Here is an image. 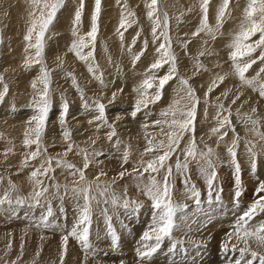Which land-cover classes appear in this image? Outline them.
Here are the masks:
<instances>
[{
    "label": "rangeland",
    "instance_id": "374dc122",
    "mask_svg": "<svg viewBox=\"0 0 264 264\" xmlns=\"http://www.w3.org/2000/svg\"><path fill=\"white\" fill-rule=\"evenodd\" d=\"M83 2L84 10L79 30L82 36L90 30L95 0H83ZM148 2L150 0H102L95 59L104 73L107 87H103L87 71V65L68 51L73 40L72 21L80 0H65L64 6L57 12L55 20L46 33L44 59L47 66L54 70L52 73L53 105L43 139L47 153L42 154L37 160L30 161L29 166L24 167L22 162L25 154L34 150L35 147L26 149L23 146V139L28 127L26 122L34 114L29 105L35 92L30 85L38 76L40 68V65H33L29 69L24 67L27 55L24 37L30 26L29 13L33 9L31 0H0V37H2L0 75L4 76V83L9 88L4 102L0 103V198L9 191L10 184L16 185L17 188V191L10 193L13 201L18 197L29 198L33 188L30 180L31 171L39 167L47 155L55 157L63 154L66 143L62 139L59 125L63 95L70 105L67 127L72 133L71 142L91 151L93 148L91 140H96L95 149L106 153V156L100 157L103 160L102 164H94L86 171L87 179L94 180L102 169L107 175L101 176L100 182L111 184L112 190L118 196H123L126 189L129 199L139 200L144 204L138 212L125 210L122 207L113 208L110 204L106 205L102 202L93 204L90 236L93 249L86 253L79 242L70 236L64 264H139L136 249L143 232L151 224L150 201L136 188L137 181L133 176L126 175L121 179L118 173L125 168L131 171L132 167L140 161L147 146L146 134L155 135L156 140L166 139L160 134V128L153 126V122L163 119L160 113L167 110L173 100H180L181 106L187 103L186 99L181 100L185 93L178 91L179 77H184L196 88L201 100L197 112L195 136L201 150L206 151V146H209L215 152L213 160L216 163V185L222 189L221 200L215 199L217 193L214 191L212 202L209 203L205 178L195 161L189 165L187 175H181L175 171L177 156L183 159L182 150L188 142L186 136L181 142L180 149L169 161L173 165V176L170 178V183L173 185V198L178 204L187 205L183 212L177 213L176 222L179 227L173 232L174 238L183 243L177 245L175 252H170L171 241L165 240L161 250L149 264H234L239 258V253L226 254L221 245L226 233L232 231L237 217L257 199L255 189L258 180H264V140L249 131L251 125L245 126L237 115L239 110L241 115L247 114L259 120L260 131L264 132V98H260L252 88L241 84L238 77L233 74L229 59L231 49L228 45L239 30L247 0H231L229 6L231 15L226 17L215 39L206 33H201L199 36L192 35L199 27L200 0H158V14L161 21L165 13L168 16L172 50L177 57L178 77L165 86L163 97L158 103L150 105L148 109L132 118L130 113L137 99L134 89L144 79L150 64L157 59L156 49L162 42V38L154 42L151 34L152 21L147 18L146 8ZM221 3L222 0H211L209 5V23L213 27L216 24V11ZM129 11L135 13V16L130 18L134 22L126 31L120 29L124 33V40L121 42L117 29L122 14L127 15ZM162 30L163 27L159 31ZM137 33L139 38L129 51ZM255 39H258V36L253 37V40ZM145 40L148 42L147 50L134 65L133 56L143 49ZM205 41L207 44L204 43ZM201 51H204L205 55L200 56ZM209 52L212 55H209ZM259 54L257 51L254 55L259 56ZM57 57L63 59L62 67L58 66L60 61ZM197 60L210 71H197ZM261 66L259 61L254 64L246 74L248 78L254 77ZM166 71L167 65L159 71L158 75L162 76ZM68 72L76 76L80 87L84 89L85 99L90 104L93 99H100L107 105L109 122L114 121L118 114L121 117L116 122L118 138L122 141L120 151H117L113 143L107 140L106 128H101L97 132L95 124H88L95 113L86 112L83 109L80 95L72 85L71 79L65 75ZM217 74L226 75V79L211 93L208 104H205L204 93ZM2 87L3 85H0V90ZM121 88L123 92L118 93L115 104L109 105L108 100L112 93ZM224 91L228 92V96L226 99L221 97L220 102L225 105V108H231L232 123L241 137L237 159L241 165L243 195L240 197L238 206L233 200L234 169L227 153V146H230L234 134L229 130L228 136L219 141L218 137L212 135L210 131L216 126L214 119L217 113L216 97ZM237 95L240 99L232 104L231 101ZM253 108L256 109L255 112L252 111ZM145 123L149 125L147 129L143 128ZM115 139L113 138V142ZM246 141H251L254 151L258 153L255 174L251 171L247 152V148L252 145ZM127 145L131 146V154L128 163L122 167L121 157ZM10 148L11 152L8 151ZM151 156L152 154L145 155L143 159L148 160ZM66 158L77 167H82V158L75 154V149L68 153ZM163 174L161 171L157 179H162ZM41 179L49 188L47 200L42 198L39 205H33L28 199V202L23 205L13 202L12 205L0 206V264H60L62 236L68 234L78 216L76 200L71 191L64 195L63 186L68 185L71 189L75 186L74 181L79 178L71 176L67 170L57 168L55 173ZM113 180L114 183H112ZM147 180L146 173L142 182L146 183ZM186 180L188 184L195 185L201 193L199 207L194 199H189L186 195L188 187L185 184ZM84 183L80 181V186ZM56 184L61 185L60 195H64L63 201L56 195ZM49 200L54 214L48 218L49 226L44 227L41 219L47 214ZM106 208L107 216L111 217V226L119 237L118 246L115 247L111 243L109 224L104 212ZM261 220H264V214L258 215L253 223ZM249 243L255 250L264 253V248H258L255 241Z\"/></svg>",
    "mask_w": 264,
    "mask_h": 264
},
{
    "label": "snow or ice",
    "instance_id": "6c2138e0",
    "mask_svg": "<svg viewBox=\"0 0 264 264\" xmlns=\"http://www.w3.org/2000/svg\"><path fill=\"white\" fill-rule=\"evenodd\" d=\"M65 0H31L32 11L29 13L31 18L30 26L27 29V33L24 37L26 41L25 53H27L24 61V67L26 69L31 68L33 65H40L38 76L31 82V88L35 92V96L29 105L34 114L26 122L28 127L24 132L23 146L26 149H33L25 154V158L22 162L24 167L29 166L30 161L37 160L42 154L47 153V147L44 146L43 139L47 129L49 113L52 109V73L53 69L47 66L44 59L46 33L56 18L57 12L64 6ZM102 0H95L94 11L91 16L90 30L80 35V26L82 23V15L84 10V2L80 0V5L75 12L72 21V36L73 40L68 48V51L73 53L80 61L87 65V71L91 74L93 79L97 80L103 87H107L104 81V73L100 70L99 64L95 59V47L96 39L99 32V20L101 14ZM211 0H200V12L201 18L199 21V27L192 34L193 36H199L201 33H206L216 38V34L223 27L226 17L231 15L229 6L231 0H222V3L218 7L215 15V27L209 23V5ZM147 18L152 21L151 34L156 40L162 42L156 49L158 54L157 59L150 64L149 68L144 74V79L134 89L137 93V99L134 104V109L130 115L135 118L138 113L148 109L150 105L158 103L165 90V86L170 81L178 77L177 57L172 50V40L169 35L168 16L165 13L163 21H161L158 14V0H150L146 3ZM134 12H128L127 15H123L120 20L119 38L121 42L124 40V33L120 29H124L132 26L134 22L130 18L134 17ZM163 27L162 31H159ZM258 39L253 40V37ZM139 38V33L133 38L132 45L135 46L136 39ZM0 43H2V37H0ZM207 44V41L204 42ZM148 42L144 41L143 49L133 56V64L135 65L147 50ZM184 46V45H182ZM231 49L229 53V59L231 61V67L233 74L238 77L242 85L248 86L257 92L260 98H264V0H247V4L243 10V18L239 24V30L234 34L231 43L228 45ZM88 51H85V50ZM259 51V56L254 54ZM212 55V53H208ZM200 56L205 55L204 51L199 53ZM60 61L59 67L63 65V59L57 57ZM260 62L262 65L259 71L252 78H248L246 75L249 69L254 64ZM167 65V71L164 75H158L159 71L164 69ZM197 71L207 69L199 60L196 63ZM70 78L72 85L76 88V91L80 95L83 109L92 111L95 115L88 121L89 125L95 124V130L99 132L101 128H106V138L110 143H113V147L120 151L122 141L118 138L116 122L121 119L119 114L115 120L109 122L107 116V105L100 99H93L91 104L85 99L84 89L80 87V84L76 76L68 72L65 74ZM226 75L217 74L211 81V84L204 93V103L208 104L211 93L224 83ZM0 85H3L0 90V103L4 102L5 97L9 92L8 85L4 83V76L0 75ZM185 93L181 100H187L183 106L180 104V100H173L167 110L160 113L162 120H156L153 122V126L160 128V134L166 139L156 140L155 135L145 136L147 146L142 153L140 161L134 165L131 171L126 168L118 173L119 178L123 179L126 175L133 176L137 181L136 188L150 201L151 209V224L148 229L143 232L140 244L136 249V254L139 260V264H149L153 257L161 250L165 240L171 241L170 252H175L177 245L182 244L183 241L176 240L173 232L179 227L177 224V213L183 212L187 205L178 204L173 198V185L170 183V178L173 176V165L169 163L173 155L180 149L181 142L185 137H188V142L184 147L183 159L179 156L176 158L175 171L181 175H187L189 171V165L195 161L199 168L200 173L204 176L207 185V195L209 203L212 202L213 192L217 194L215 199L221 200L220 193L222 189L216 185L217 172L216 163L213 160L215 155L214 150L207 147V150H201L196 141V121L197 112L201 103L200 97L197 94V90L189 83V80L184 77H179V90ZM123 92V89H117L111 95L108 100L109 105H114L118 93ZM228 96V92H221L220 96L216 97L217 113L214 119L216 120V126L210 131L212 135L218 137L219 141L224 140L228 136V131H232L233 139L230 146H227V153L230 157V163L234 169L235 180V192L233 194L234 203L238 206L240 197L243 195V182L241 179V165L237 159V149L240 144L241 137L236 132V128L232 123V111L231 108H225V105L220 102L221 97L225 99ZM240 96L237 95L232 101L235 104ZM61 113L59 116V125L61 128V135L63 141L66 143V148L63 154L57 156L47 155L46 159L34 168L30 173V180L33 184L32 192L29 198L18 197L13 201L10 193L17 191L16 185L10 184L9 191L5 192L2 198H0V206L5 204L12 205L15 202L17 205H23L31 200L33 205H39L41 199H48L47 193L49 188L44 185V181L41 177H49L51 173H55L57 168L67 170L73 177L78 176V180L74 181L75 186L69 189L68 185L63 186L64 195H67L71 191L73 198L76 200L78 208V216L76 222L73 224L72 229L67 235L62 236V249L60 253V264H64V259L68 253L69 237L71 236L79 242L81 248L86 252H90L93 249V245L90 239L91 227H92V213L93 204L104 203L110 204L113 208L122 207L125 210H131L133 212L140 211L144 204L139 200H131L127 197V190L123 196H118L111 188V184H105L100 182V177L107 175L102 169L94 180L89 181L86 176V171L95 165L103 163L100 157L106 156V153L102 150H96L94 145L96 140H91L93 148L89 151L88 148H81L78 145H74L71 142L72 133L67 127V117L69 114L70 105L64 96H61ZM256 111L255 108L252 109ZM206 112V109H205ZM225 113H227L225 115ZM237 115L240 116L241 122L245 125H251L249 131L254 132L261 140H264V132L260 131V121L253 119L252 116L243 114L237 110ZM149 125L143 124V128L147 129ZM113 138H116L113 142ZM91 139V137L89 138ZM249 145H252L251 141H246ZM130 145L125 147L122 153V167L126 165L130 157ZM82 158V167H77L74 163L70 162L66 157L68 153L73 152ZM9 152L12 149H8ZM249 160L251 162V171L255 174L257 170L258 153L254 151V145L247 148ZM152 154L151 158L144 160L143 156ZM55 165V167L53 166ZM163 171L162 179H157ZM148 174L147 182H142V178L145 174ZM80 181H84L83 186H80ZM115 181L113 180L112 183ZM186 195L189 199H194L196 205L199 207L201 204L200 191L195 185L188 184ZM56 195L63 201L64 195L61 193V185L56 184ZM257 199L251 203V205L243 211L236 219L233 225L232 231L226 233V237L221 247L227 254L230 252H238L239 258L235 260L234 264H264V253L255 250L250 241H255L258 248H264V220L258 223H253L255 218L264 214V180H258L257 188L255 189ZM82 201V203H81ZM14 211V210H13ZM108 209L104 210L109 224V234L111 236L112 245L118 246L119 237L115 230L111 226V217L107 216ZM46 216L42 217L41 224L44 227H48V218L53 216V209L51 207L50 200L46 209ZM243 244V246H240ZM199 247V245L197 246ZM23 248V245H21Z\"/></svg>",
    "mask_w": 264,
    "mask_h": 264
}]
</instances>
